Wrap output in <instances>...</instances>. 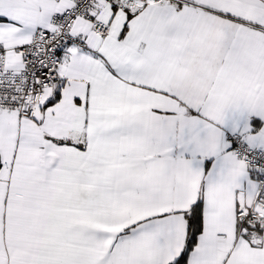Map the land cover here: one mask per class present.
Listing matches in <instances>:
<instances>
[{"label":"snow or ice","instance_id":"1","mask_svg":"<svg viewBox=\"0 0 264 264\" xmlns=\"http://www.w3.org/2000/svg\"><path fill=\"white\" fill-rule=\"evenodd\" d=\"M0 264H264V0H0Z\"/></svg>","mask_w":264,"mask_h":264}]
</instances>
